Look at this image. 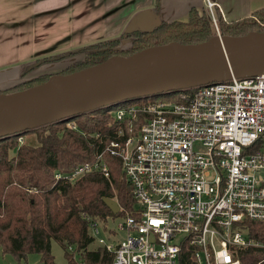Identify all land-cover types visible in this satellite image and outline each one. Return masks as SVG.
Instances as JSON below:
<instances>
[{
  "label": "built area",
  "instance_id": "obj_1",
  "mask_svg": "<svg viewBox=\"0 0 264 264\" xmlns=\"http://www.w3.org/2000/svg\"><path fill=\"white\" fill-rule=\"evenodd\" d=\"M214 6L205 0L216 25ZM189 89L179 101L111 105L123 125L105 152L119 158L135 199L119 224L123 239L105 242L99 220L89 223L112 264H264L254 225L264 223V74ZM103 154L54 177L107 176Z\"/></svg>",
  "mask_w": 264,
  "mask_h": 264
},
{
  "label": "trees",
  "instance_id": "obj_2",
  "mask_svg": "<svg viewBox=\"0 0 264 264\" xmlns=\"http://www.w3.org/2000/svg\"><path fill=\"white\" fill-rule=\"evenodd\" d=\"M154 3L158 8L160 0H154ZM213 10L218 31L206 9L202 8L200 12L199 8L191 7L186 21H164L150 33L134 32L126 48H118L120 41L114 38L78 49L72 54L80 59L59 73L77 71L113 55H128L170 41L199 43L216 33L243 35L250 31L264 32V7L230 21L223 19L215 6ZM47 78L39 76L21 89L40 84ZM182 91L189 92L190 89L151 97L179 101ZM112 108H99L0 138L2 254H9L20 262L26 260L27 255L36 253L42 264H57L50 252L53 239L63 249L66 264H112L111 253L98 244L94 246L89 232L91 221L123 217L135 205L132 184L119 158L105 152L108 140L123 125L113 118ZM27 133L33 135L31 141L25 139ZM22 138L24 141L19 140ZM98 153H104L107 176L93 170L73 182L54 177L55 172H68L77 165L92 162ZM106 198L118 204L117 213L106 205ZM254 225L264 232V223L255 222Z\"/></svg>",
  "mask_w": 264,
  "mask_h": 264
},
{
  "label": "water",
  "instance_id": "obj_3",
  "mask_svg": "<svg viewBox=\"0 0 264 264\" xmlns=\"http://www.w3.org/2000/svg\"><path fill=\"white\" fill-rule=\"evenodd\" d=\"M164 21L153 8L141 9L130 17L123 33H150ZM260 74L264 32L216 33L199 43L149 46L70 73L50 74L44 82L21 90L0 92V138L118 102ZM104 202L118 212L114 200Z\"/></svg>",
  "mask_w": 264,
  "mask_h": 264
},
{
  "label": "crops",
  "instance_id": "obj_4",
  "mask_svg": "<svg viewBox=\"0 0 264 264\" xmlns=\"http://www.w3.org/2000/svg\"><path fill=\"white\" fill-rule=\"evenodd\" d=\"M11 1L13 0H2L0 4V29H7L6 24L9 22L24 24L26 21L24 17H20L18 20L12 19L15 11L11 6ZM211 1L215 3V7L219 9L225 20H234L250 14L255 9L264 7V0ZM32 2L34 3L35 0ZM154 4V0H37L31 5L30 10H32L31 14L37 16L34 28L38 33L40 32L41 39L44 37V44L56 47L57 50L73 44V41L80 37L77 31L83 32L87 37L92 33L93 37L97 36L98 30L102 26L113 27V32L119 31L135 12L145 8H153L167 22L186 21L190 8L196 7L201 10L205 7V0H160L158 8ZM118 16L120 17L118 18ZM115 24H118L116 30H114ZM95 31L97 33H94ZM121 31L119 32L121 33ZM26 40L30 41V45H33L34 53L36 46L42 44H37L33 38Z\"/></svg>",
  "mask_w": 264,
  "mask_h": 264
},
{
  "label": "rangeland",
  "instance_id": "obj_5",
  "mask_svg": "<svg viewBox=\"0 0 264 264\" xmlns=\"http://www.w3.org/2000/svg\"><path fill=\"white\" fill-rule=\"evenodd\" d=\"M32 1L33 0L11 1V6L14 7L15 11L13 12L14 15L12 19L18 20L20 17H24L26 21L24 24L9 22V24H6V26H8L7 29H0V92L21 90L22 87L30 84L39 76L48 77L50 74L65 71V69H67L66 67L69 65V59L63 61L60 60V58L63 57L62 55H64L66 51L70 52L78 50L84 46L91 45L96 41L119 37V31L123 30L126 26L122 25L121 29L116 32H113V27L106 28L105 26H102L99 28L98 33L97 31L94 32L97 33V36L95 37H93V33L89 34L87 37L83 32L81 33L80 31H77L80 37L74 40V43L70 46L63 47L62 49L59 48L55 51L52 50V52L49 53L44 52L45 48L52 46L44 44V37L41 39L40 32L38 33L36 28H34V21L37 16L36 14H31L32 10H30V8L37 0H35L34 3ZM1 3L2 0H0V4ZM24 14L25 16H23ZM119 17L120 16H118V18ZM217 23L218 21H216V24ZM117 27L118 24H115L114 30H116ZM216 31H218L217 25ZM27 38H33L37 44L42 43L40 46H36V54L32 50L33 45H30L29 40H26ZM130 41L131 40L121 41V47L126 48ZM42 56H48V58L44 57L43 60L39 59ZM147 99L153 98L149 97ZM24 136L28 141H31V138H33L31 133H27ZM21 141H24V138H22ZM123 219L124 218L121 216H116L113 218L108 217L105 221H99L97 223L99 237L105 242H111L113 239H123L125 232L119 228V224L123 222ZM97 244L98 243L94 241L93 245L96 246ZM50 252L57 264H66L63 249L53 239L50 241ZM0 264H42V262L40 261L39 254L36 253L29 254L27 255L26 260L18 262L11 255L2 254L0 252Z\"/></svg>",
  "mask_w": 264,
  "mask_h": 264
},
{
  "label": "flooded vegetation",
  "instance_id": "obj_6",
  "mask_svg": "<svg viewBox=\"0 0 264 264\" xmlns=\"http://www.w3.org/2000/svg\"><path fill=\"white\" fill-rule=\"evenodd\" d=\"M121 15H122V14H121ZM135 32H139V31H135ZM133 33H134V32H132V33H128V34L125 35V34L123 33V30H122L121 33L119 34V38H118V39H120V40H119L120 42H119L118 48L121 47V43H122L121 41L132 40V38H133V36H132ZM112 39H114V38H112ZM84 47H85V46H84ZM50 48H51V49H50ZM121 48H122V47H121ZM52 50L55 51V50H56V47H54V48H52V47L45 48V49H44V52H48V53H49V52H52ZM74 51H76V50H74ZM74 51H70V52H69V51H66L64 55H67L66 53H71V54H72ZM77 56H78V55H76V54H72V55L68 54L67 56L61 57L60 60L66 61V60L69 59V65H70V64H72V63H74V62H76V61H78V60L80 59V58H77ZM44 57H45V58H48V56H42V57H40L39 59L43 60ZM49 59H50V58H49ZM45 60H46V59H45ZM69 65H68V66H69ZM66 68H67V67H66Z\"/></svg>",
  "mask_w": 264,
  "mask_h": 264
}]
</instances>
